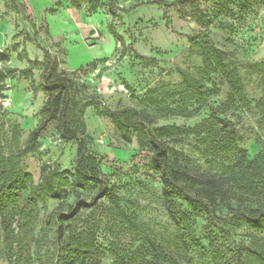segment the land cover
<instances>
[{"label":"rangeland","instance_id":"rangeland-1","mask_svg":"<svg viewBox=\"0 0 264 264\" xmlns=\"http://www.w3.org/2000/svg\"><path fill=\"white\" fill-rule=\"evenodd\" d=\"M141 1L146 0H116V6L130 10ZM246 1L247 6L242 0L208 1L203 10L212 24L199 26L182 19L174 7L159 5L119 11V17L114 18L109 11L110 0H0V152L8 156L26 150L30 133L43 119L41 111L47 98L41 76L48 51L60 71L74 74L86 84L77 99L79 106L85 107L88 148L100 160L119 204L133 222L169 244L174 228L163 206L159 175L150 167L152 149L137 133L131 144L125 143L109 113L127 105L155 116L143 123L145 131L165 125L193 128L203 122L219 130L227 125L235 132L238 144V150L228 155H220L193 138L181 143L163 141L173 159L197 174L219 177L246 167L264 152V115L258 105L263 96L259 64L264 62V0ZM196 34L215 45L229 68L240 74L245 92L236 106L227 103L228 87L220 76L205 74L202 50L189 41ZM179 70L201 80L205 88L216 84L217 94L191 118L160 117L147 105V93L159 88L182 91ZM6 101L11 105L6 107ZM77 144L63 141L56 123H52L35 149L21 158V169L31 174L34 185L41 181L43 167L73 171ZM96 194L97 188H70L63 200L45 198L39 203L35 234L48 230L44 252L53 250L55 237L54 229L46 227L48 216L58 207L67 212L79 199L90 202ZM121 222L104 198L81 214L77 226L96 232L98 245L109 249L134 237ZM202 227L199 220L201 237ZM232 238L237 246L254 238L264 243V233L250 230L237 231ZM2 247L0 231V251ZM111 263L108 255L104 264ZM0 264L9 263L0 255Z\"/></svg>","mask_w":264,"mask_h":264},{"label":"trees","instance_id":"trees-1","mask_svg":"<svg viewBox=\"0 0 264 264\" xmlns=\"http://www.w3.org/2000/svg\"><path fill=\"white\" fill-rule=\"evenodd\" d=\"M13 1V0H10ZM210 0H146L143 5L174 7L182 19L199 26H209L212 20L203 10ZM247 6V1L242 0ZM110 14L117 18L119 11L128 12L110 0ZM117 40L122 37L112 30ZM200 34L189 41L202 50L205 74L217 73L228 87L227 103L237 105L245 88L238 71L230 69L222 52L212 43L200 40ZM262 69L263 96L258 105L264 115V62ZM41 79L46 94L42 108L43 119L29 135L26 150L5 156L0 152V231L3 238L1 257L9 264H104L108 255L111 264H264V243L254 238L249 244L233 243V234L240 230L264 233V152H260L246 167L228 175L197 174L173 159L163 139L181 143L191 138L202 142L220 155L238 150L235 132L224 125L201 123L193 128L165 125L145 131L141 127L155 116L131 106H120L109 113L121 139L131 144L134 133L152 149L151 169L159 175L163 206L174 228L169 244H164L152 233L133 222L118 202L116 194L104 177L100 160L88 148L85 107H80L78 95L85 89L74 74L59 70L48 51L45 54ZM182 91L167 88L151 90L146 102L160 117L191 118L208 106V100L217 94L214 84L205 88L201 80L179 70ZM197 105L196 108L192 109ZM56 123L60 138L66 143L78 142L73 171L42 169L41 181L34 185L31 174L21 169V158L32 152L49 125ZM140 127V128H139ZM97 188L90 202L79 199L67 212L55 209L46 219V227L53 228V250L44 252L48 243V230L35 234L39 223V203L45 198L60 201L68 196L69 189ZM29 191V192H28ZM107 198L116 218L133 235L125 244L118 241L109 249L98 245L96 232L79 229L81 214ZM227 213L224 214V210ZM199 220L203 222V236L198 233ZM229 253L232 254L229 257ZM47 259V260H46Z\"/></svg>","mask_w":264,"mask_h":264},{"label":"built area","instance_id":"built-area-1","mask_svg":"<svg viewBox=\"0 0 264 264\" xmlns=\"http://www.w3.org/2000/svg\"><path fill=\"white\" fill-rule=\"evenodd\" d=\"M94 38H95V39H98V38H99V34H98V33H95ZM10 105H11V102H10V101H6V102H5V106H6V107H8V106H10ZM102 142L104 143V140H102Z\"/></svg>","mask_w":264,"mask_h":264}]
</instances>
